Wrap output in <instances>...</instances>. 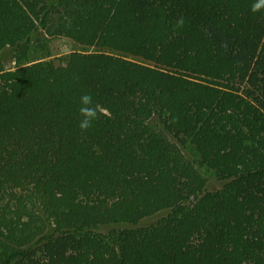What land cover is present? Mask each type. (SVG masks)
I'll list each match as a JSON object with an SVG mask.
<instances>
[{"label": "trees", "instance_id": "trees-1", "mask_svg": "<svg viewBox=\"0 0 264 264\" xmlns=\"http://www.w3.org/2000/svg\"><path fill=\"white\" fill-rule=\"evenodd\" d=\"M253 2L0 0V264H264Z\"/></svg>", "mask_w": 264, "mask_h": 264}, {"label": "clouds", "instance_id": "clouds-1", "mask_svg": "<svg viewBox=\"0 0 264 264\" xmlns=\"http://www.w3.org/2000/svg\"><path fill=\"white\" fill-rule=\"evenodd\" d=\"M264 9V0H254L251 10L258 12ZM184 23L183 18L177 21L178 26H182ZM81 107L79 109L81 120L79 121V127L81 130H88L92 127L93 121H95L99 115H109L107 109L101 108L98 104H94L93 98L90 94L85 93L80 97Z\"/></svg>", "mask_w": 264, "mask_h": 264}, {"label": "rangeland", "instance_id": "rangeland-1", "mask_svg": "<svg viewBox=\"0 0 264 264\" xmlns=\"http://www.w3.org/2000/svg\"><path fill=\"white\" fill-rule=\"evenodd\" d=\"M53 43L56 44L58 48V54H62L64 52H69L71 50H83L84 48L77 44L74 41H71L69 38L66 37H55L53 39ZM89 50H93L94 48H87ZM14 65V64H11ZM222 185V182H219L217 180H211L208 184L209 188H216Z\"/></svg>", "mask_w": 264, "mask_h": 264}]
</instances>
